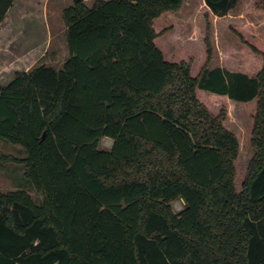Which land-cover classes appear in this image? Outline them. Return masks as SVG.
Masks as SVG:
<instances>
[{"label":"trees","instance_id":"obj_1","mask_svg":"<svg viewBox=\"0 0 264 264\" xmlns=\"http://www.w3.org/2000/svg\"><path fill=\"white\" fill-rule=\"evenodd\" d=\"M186 1L73 0L62 66L1 88L0 138L25 149L9 159L42 200L0 190V264H264V32L233 29L247 71L210 67V33L198 68L162 44ZM204 2L223 17L239 0ZM210 96L254 107L241 173V138Z\"/></svg>","mask_w":264,"mask_h":264},{"label":"rangeland","instance_id":"obj_2","mask_svg":"<svg viewBox=\"0 0 264 264\" xmlns=\"http://www.w3.org/2000/svg\"><path fill=\"white\" fill-rule=\"evenodd\" d=\"M86 1L89 6L93 4V0ZM72 2L73 0H24L23 11L26 13L24 16L18 15L13 9L11 17L17 15L16 22L15 20L4 22L0 28V68L9 63L11 46L18 47L22 43L27 50L30 49L28 51L31 54L30 59L33 60L42 50L45 53L43 52L41 61L60 68L69 55L63 12ZM249 2L250 0H239L237 6L226 16L219 17L209 10L204 0H188L179 11L167 16L166 25L163 26L166 32L162 44L168 48L172 47L171 53L178 54L179 58L193 57L195 66L199 68L206 60L205 38L210 33L214 47L210 67L221 66L247 71V68L253 65L248 59L249 50L239 42L233 29L247 27L253 34L264 32V10L247 8ZM16 28L20 29V34L13 36L10 30L16 32ZM257 65L259 64L256 62L255 66ZM3 77L1 82L8 79L5 74ZM210 102L214 113H218L223 107L228 110L226 124L241 138L243 145L238 166L241 173L245 167V156L249 155L247 151H250L254 107L249 104L231 103L226 98L216 96H210ZM113 143V139L104 137L101 146L108 149ZM25 156L26 151L23 147L0 138V190L8 192L23 186L32 194L35 201L40 203L42 196L26 178L24 163L9 159ZM241 179L239 175V185ZM184 204L182 199H177L172 202V207L179 213L183 210Z\"/></svg>","mask_w":264,"mask_h":264},{"label":"crops","instance_id":"obj_3","mask_svg":"<svg viewBox=\"0 0 264 264\" xmlns=\"http://www.w3.org/2000/svg\"><path fill=\"white\" fill-rule=\"evenodd\" d=\"M39 2H41V1H39ZM23 3H24V0H15L13 5L9 8L7 15H6V18L1 23V25H3L4 22L6 23L10 20H13V21L15 20V22H16L17 15L11 17V11L13 9H15V12L18 15H22V16L26 15L25 11H23V10H25L23 8ZM1 25H0V28H1ZM15 30H16V32H12V30H10V32L12 33L13 36L20 34L19 28H16ZM15 30H13V31H15ZM7 40H10V39H7ZM23 44L24 43H22V45ZM22 45H19L18 47H16V46H11L12 48L10 47L12 52H11V54L8 55L9 63L2 66V68H0V91H1V88L3 86L7 85L9 82H11L15 78V76L18 72H27L38 64L45 63V64L49 65L47 62L41 61V59L44 55L43 54L44 51L42 52V50H40L39 54L32 60V59H30L31 54L28 52V51H30V49L27 50V48H25L26 46L24 47ZM20 46H22V47H20ZM4 74H5V77L8 76V79L5 82H1V80L4 79V77H3ZM22 158L20 157L19 159H22Z\"/></svg>","mask_w":264,"mask_h":264}]
</instances>
